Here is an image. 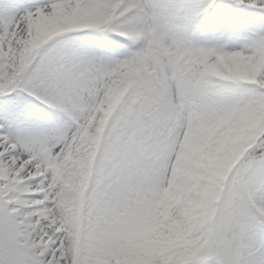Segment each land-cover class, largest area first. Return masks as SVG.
Here are the masks:
<instances>
[{
	"label": "bare ground",
	"instance_id": "6f19581e",
	"mask_svg": "<svg viewBox=\"0 0 264 264\" xmlns=\"http://www.w3.org/2000/svg\"><path fill=\"white\" fill-rule=\"evenodd\" d=\"M258 23L264 25V0H0V58L3 55L7 63L18 62L35 43L42 50L52 42H64L60 66L64 75L71 72L69 64L86 66L91 61L103 79L111 78L96 84L99 91L84 108L88 113L82 128L68 135L64 149L38 156L39 167H30L18 149L0 138V188L7 204L17 206L11 216L23 217L16 223L22 230L26 228L28 261L70 264L76 253L71 246L77 240L75 211L80 208L89 172L97 175L103 157V151L97 153L96 147L101 139L107 142L111 137L104 126L111 111H116L125 98L116 85L119 70L125 66L122 63L149 57L156 49L178 63L180 49L188 44L199 54L196 77L188 78L181 70L179 79L165 82L158 92L164 96L158 113L174 115L183 109L186 96L199 103L185 111L175 149L156 158L157 151L154 153L153 171L145 166L152 151L144 147L142 160H148L133 173L136 182L149 186L142 194L145 206L136 224L125 230L114 228L99 238L120 264H159L160 256L152 253L149 241L151 231L169 223L181 234L193 200L208 201L215 178L224 169L227 153L221 156V150L240 125L243 89L252 84L264 86L260 77L264 72V28ZM215 61L226 73L214 71ZM44 85L53 87V78ZM64 85L57 82L54 97L34 99L30 106L20 109L16 121L48 114L60 117L65 105ZM149 105L141 101L136 109L141 111ZM89 147L93 151L88 161L84 154ZM247 153L235 163L236 168ZM33 184L44 191L31 190ZM35 211L36 217L31 215ZM48 212L65 218L64 229L56 237L57 251L50 247L53 234H45L50 218L44 216ZM249 251L254 252L253 257L241 264H264V248L250 246Z\"/></svg>",
	"mask_w": 264,
	"mask_h": 264
},
{
	"label": "rangeland",
	"instance_id": "374dc122",
	"mask_svg": "<svg viewBox=\"0 0 264 264\" xmlns=\"http://www.w3.org/2000/svg\"><path fill=\"white\" fill-rule=\"evenodd\" d=\"M257 26L264 28L262 23ZM36 45L21 55L18 62L7 63L3 55L0 58V138L7 139L8 144L18 149L30 167L40 166L38 156L66 147L68 135L81 129L86 120L88 112L84 108L89 100L96 98L99 91L96 84L100 86V81L110 78L103 79L91 61H87L86 66L69 64L71 72L66 76L60 68L65 43L52 42L42 50ZM180 50L182 55L178 63L171 61L161 49L152 51L149 57L122 63L125 66L119 70L116 85L125 98L121 99L116 111H111L104 126L106 135L111 134V137L107 142L101 139L96 147L97 153L103 151V157L99 167L97 165V175L93 170L89 172L80 208L75 211L77 240L71 246L76 253L70 264H120L102 247L99 238L105 232L112 233L114 228L125 230L130 224H136L141 208L145 206L142 194L149 186L143 181L142 184L136 182L133 173L136 166L138 169L141 162L146 164L148 160H142L144 147L146 151H152L151 160L156 151L155 158L170 148L175 149L185 111L199 103L186 96L183 109L174 115L158 113L164 97L158 92L165 82L179 79L181 70L188 78L196 77L194 68L198 64V52L190 49L188 44ZM36 58L39 59L37 64ZM220 64L219 61L213 63L214 71L226 73ZM50 77L53 87L44 85ZM260 77L264 80V72ZM59 81L65 82L64 95L58 93L65 101L60 117L53 118L48 114L38 115L31 121H16L18 111L30 106L34 99L43 101L47 96L54 97ZM11 85L12 92L6 94L5 90ZM242 97L240 125L221 150V156L227 153L224 169L215 178V189L211 190L208 201L193 200L181 234L178 235L169 223L151 231L149 241L152 253L160 256L159 264H177L182 252L191 245L194 246L193 256L184 264H241L253 257L250 246L264 248V86L252 84L243 89ZM141 101L150 105L140 111L136 105ZM251 148L259 152L242 159L236 168L235 163ZM92 151V147L87 148L86 160L92 158L89 156ZM151 160L145 165L149 171L155 167V160L154 163ZM128 166H132L131 171L127 170ZM41 188L31 186V190L44 191ZM4 196V189L0 188V218L4 230L0 234L2 252L7 262L33 264L28 261L26 228L22 230L16 223L23 217L15 219L11 216L17 206L8 205ZM31 215L36 217L38 211ZM44 217L50 218L45 234H53L49 238L50 247L57 251L54 247H58L57 239L64 229L65 218L49 212Z\"/></svg>",
	"mask_w": 264,
	"mask_h": 264
},
{
	"label": "trees",
	"instance_id": "16d2710c",
	"mask_svg": "<svg viewBox=\"0 0 264 264\" xmlns=\"http://www.w3.org/2000/svg\"><path fill=\"white\" fill-rule=\"evenodd\" d=\"M256 152H259L258 150H256L255 151V153ZM1 230L2 231H4L3 230V224H2V220H1V218H0V233H1ZM2 250H3V248L1 247V242H0V264H13V263H11L10 261H6V258H5V256H4V254H3V252H2ZM193 250H194V248L193 247H190V248H188V249H186L182 254H181V260H180V262H178L177 264H183V263H185L186 261H188L190 258H191V254H192V252H193ZM14 264H18V263H14Z\"/></svg>",
	"mask_w": 264,
	"mask_h": 264
}]
</instances>
